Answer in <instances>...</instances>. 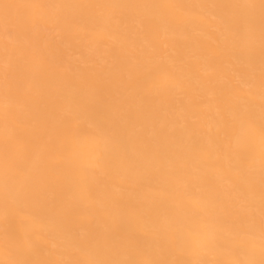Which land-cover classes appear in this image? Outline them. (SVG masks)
I'll list each match as a JSON object with an SVG mask.
<instances>
[{"label":"bare ground","instance_id":"bare-ground-1","mask_svg":"<svg viewBox=\"0 0 264 264\" xmlns=\"http://www.w3.org/2000/svg\"><path fill=\"white\" fill-rule=\"evenodd\" d=\"M0 264H264V0H0Z\"/></svg>","mask_w":264,"mask_h":264}]
</instances>
